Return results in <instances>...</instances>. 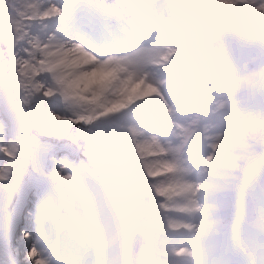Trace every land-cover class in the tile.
Instances as JSON below:
<instances>
[{"label":"snow or ice","instance_id":"1","mask_svg":"<svg viewBox=\"0 0 264 264\" xmlns=\"http://www.w3.org/2000/svg\"><path fill=\"white\" fill-rule=\"evenodd\" d=\"M0 136V264H264V0H0Z\"/></svg>","mask_w":264,"mask_h":264},{"label":"bare ground","instance_id":"2","mask_svg":"<svg viewBox=\"0 0 264 264\" xmlns=\"http://www.w3.org/2000/svg\"><path fill=\"white\" fill-rule=\"evenodd\" d=\"M67 34V33H66ZM66 34H64V36H63V38L64 39H68V40H71V39H69L68 37H66ZM69 34V33H68ZM70 34H72V35H74V36H79V35H77V34H75V33H70ZM51 106H53L54 108L56 107V103H53L52 101L51 102H48ZM3 137V136H2ZM6 137H4V139L3 140H1V143H4L5 141H6ZM145 157L146 156H148L149 155V150H150V148H149V145H147V142H145ZM6 157L2 154V153H0V165H2L5 161H6Z\"/></svg>","mask_w":264,"mask_h":264},{"label":"rangeland","instance_id":"3","mask_svg":"<svg viewBox=\"0 0 264 264\" xmlns=\"http://www.w3.org/2000/svg\"><path fill=\"white\" fill-rule=\"evenodd\" d=\"M52 3H57V4H60L61 3V0H51ZM46 6V5H45ZM57 26V25H56ZM56 103V109H59L60 107H62V105L59 103V102H55ZM194 150V149H192ZM202 151V150H201Z\"/></svg>","mask_w":264,"mask_h":264}]
</instances>
